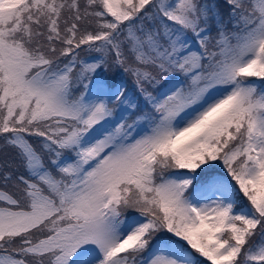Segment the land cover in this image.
<instances>
[{
	"label": "snow or ice",
	"instance_id": "snow-or-ice-1",
	"mask_svg": "<svg viewBox=\"0 0 264 264\" xmlns=\"http://www.w3.org/2000/svg\"><path fill=\"white\" fill-rule=\"evenodd\" d=\"M0 264H264V0H0Z\"/></svg>",
	"mask_w": 264,
	"mask_h": 264
}]
</instances>
